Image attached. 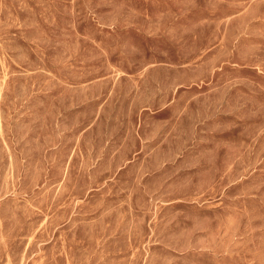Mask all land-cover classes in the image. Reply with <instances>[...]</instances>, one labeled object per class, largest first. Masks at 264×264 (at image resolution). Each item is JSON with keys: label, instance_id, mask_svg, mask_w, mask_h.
<instances>
[{"label": "rangeland", "instance_id": "1", "mask_svg": "<svg viewBox=\"0 0 264 264\" xmlns=\"http://www.w3.org/2000/svg\"><path fill=\"white\" fill-rule=\"evenodd\" d=\"M0 264H264V0H0Z\"/></svg>", "mask_w": 264, "mask_h": 264}]
</instances>
